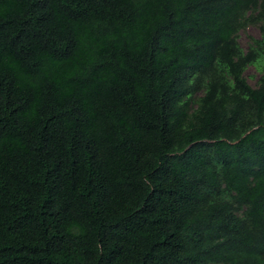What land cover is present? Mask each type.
<instances>
[{
	"label": "trees",
	"instance_id": "16d2710c",
	"mask_svg": "<svg viewBox=\"0 0 264 264\" xmlns=\"http://www.w3.org/2000/svg\"><path fill=\"white\" fill-rule=\"evenodd\" d=\"M0 264H264V0H0Z\"/></svg>",
	"mask_w": 264,
	"mask_h": 264
},
{
	"label": "rangeland",
	"instance_id": "374dc122",
	"mask_svg": "<svg viewBox=\"0 0 264 264\" xmlns=\"http://www.w3.org/2000/svg\"><path fill=\"white\" fill-rule=\"evenodd\" d=\"M250 35L252 36H259L260 31L258 26L251 25L246 30H242L239 35V41L242 44L244 48H247L249 43ZM247 77L252 85L256 84L257 78L259 77L260 73L257 71V69L254 66H250L247 69Z\"/></svg>",
	"mask_w": 264,
	"mask_h": 264
}]
</instances>
